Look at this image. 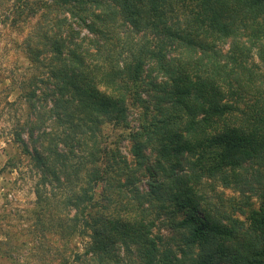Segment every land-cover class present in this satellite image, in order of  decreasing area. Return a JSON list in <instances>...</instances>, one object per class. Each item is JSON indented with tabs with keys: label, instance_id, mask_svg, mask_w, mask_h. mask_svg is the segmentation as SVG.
Listing matches in <instances>:
<instances>
[{
	"label": "trees",
	"instance_id": "trees-1",
	"mask_svg": "<svg viewBox=\"0 0 264 264\" xmlns=\"http://www.w3.org/2000/svg\"><path fill=\"white\" fill-rule=\"evenodd\" d=\"M6 17L25 33L12 138L39 176L38 247L64 242L56 264H264V0H13ZM206 180L260 200L248 226L203 207ZM156 221L198 257L162 250Z\"/></svg>",
	"mask_w": 264,
	"mask_h": 264
},
{
	"label": "rangeland",
	"instance_id": "rangeland-1",
	"mask_svg": "<svg viewBox=\"0 0 264 264\" xmlns=\"http://www.w3.org/2000/svg\"><path fill=\"white\" fill-rule=\"evenodd\" d=\"M12 3L13 0H0V230L2 229L5 234L0 236V240L5 242L0 248L3 250L7 244V250L11 255L13 254V259H18L19 264H38L43 256L50 264H56L55 262H58L61 256L54 255V251L57 247L61 251L64 242L60 240L59 242L57 238L48 235L46 242L40 246L43 250L38 247L39 235L36 231L37 223L34 212L37 203L35 188L39 176L33 159L24 154L12 138V129L16 124V118L22 114L25 116V105L20 107L18 96L21 82L28 76L25 69L28 61L18 48L25 33L22 34L19 29L12 28L11 21L6 17ZM2 9L4 10L2 11ZM223 49L227 50L228 45H225ZM144 96L146 97L147 93H144ZM14 101H17L16 106H10ZM140 114L137 111L133 112L132 122L136 123L135 118ZM50 129L49 123L46 124V132H51ZM42 130V127L40 130H36L35 137L41 136ZM102 133L113 143L122 131L119 128L106 125ZM120 146L121 153L130 161L132 169L136 170L135 174L137 175V172L141 174L142 171H137L135 159L130 152L129 140L122 141ZM261 172L264 174V169ZM142 173L143 176L138 185L141 189L147 190L148 179L144 172ZM196 186V190L207 197L203 207L206 206L215 213L219 211L221 214L232 216L240 220L244 226H248V221L246 216L240 213V210L249 211L258 209L260 206V200L248 193L247 196L251 199L252 206L245 207L244 202L247 197L240 196V193L234 189V185L225 187L217 181L206 180L203 184ZM45 217L47 216L45 215ZM151 234L161 238L162 250L166 247L171 248L177 253L182 263L187 262L190 258L198 257L200 253L201 249L198 246L191 250L185 248L183 233L171 230L161 221H156L155 227L151 229ZM76 243L82 247L79 241ZM182 248H185L186 254L182 253ZM3 260L5 259L0 258V264ZM132 264H140L139 259L134 258Z\"/></svg>",
	"mask_w": 264,
	"mask_h": 264
}]
</instances>
